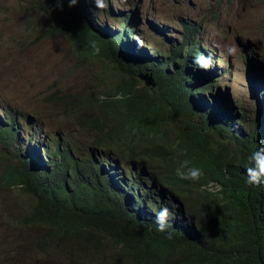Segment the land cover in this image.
Returning a JSON list of instances; mask_svg holds the SVG:
<instances>
[{
	"label": "trees",
	"instance_id": "trees-1",
	"mask_svg": "<svg viewBox=\"0 0 264 264\" xmlns=\"http://www.w3.org/2000/svg\"><path fill=\"white\" fill-rule=\"evenodd\" d=\"M39 9L46 35H62L79 61L102 65L109 90L79 102L76 96L56 100L67 120L97 133L85 149L65 143L39 115L24 118L3 109L0 145L7 161L0 185L20 188L17 197L29 201L20 216L5 212V219L42 227L40 252L54 246L69 264H264V196L246 182L245 171L257 138L237 133L246 124L237 109L200 106L206 94L212 96L211 73L176 65L184 66L182 46H172L170 63L139 52L129 39L134 15L116 14L123 28L117 33L100 29L85 12L61 13L56 0L41 1ZM93 39L102 46L99 56L90 54ZM148 73L155 89L138 80ZM186 158L205 167V180L175 177L174 168ZM118 170L127 182L117 178ZM206 181L226 195L204 190ZM182 203L192 212L184 218ZM165 205L173 213L171 239L155 225V213Z\"/></svg>",
	"mask_w": 264,
	"mask_h": 264
},
{
	"label": "rangeland",
	"instance_id": "rangeland-1",
	"mask_svg": "<svg viewBox=\"0 0 264 264\" xmlns=\"http://www.w3.org/2000/svg\"><path fill=\"white\" fill-rule=\"evenodd\" d=\"M39 1L44 0H0V118L3 109L24 118L39 115L53 130L63 134L65 143L85 149L97 133L85 131L67 120L65 107L56 100L76 96L75 101L79 102L107 92L109 89L100 75L102 65L79 61L61 36L42 37L38 32L43 25L42 16L35 10ZM61 11L85 12L98 19L100 29L117 33L123 28L119 27L116 13L127 17L133 14L136 27L131 32L134 35H129L131 43L139 52L167 63L171 62L168 58L172 46L189 45L183 40L184 24L200 27L194 43L217 60L214 68L217 72L231 73V77L218 76L222 82L219 88L215 87L214 97L228 99L235 108L239 103L248 113H253L256 108L251 94L257 90L264 104V75L260 77V69L252 73L250 62L245 65L247 57L264 65V0H108L106 9H97L92 0H78L74 7L67 3ZM30 21L34 27L27 30ZM229 46L236 48L235 54H227ZM200 106L213 107V103L203 97ZM23 123L21 128L26 133ZM240 131L237 133L247 137L252 126L246 123ZM19 134V146L25 148L26 139ZM230 134L234 133L230 131ZM5 153V147L0 145V166L6 164ZM115 173L118 179L127 182L121 171ZM19 191L17 187L0 185V264H69L54 246L49 247L48 254L40 252L36 238L44 231L42 227L15 226L5 219V212L9 217L20 216L28 209L29 201L18 198ZM183 203L178 212L183 209L179 217L184 218V214L192 212ZM193 205L198 209L196 203Z\"/></svg>",
	"mask_w": 264,
	"mask_h": 264
},
{
	"label": "clouds",
	"instance_id": "clouds-1",
	"mask_svg": "<svg viewBox=\"0 0 264 264\" xmlns=\"http://www.w3.org/2000/svg\"><path fill=\"white\" fill-rule=\"evenodd\" d=\"M63 2H64V0H56L57 8L59 9V11L61 13H68V12H62L61 11L63 9ZM77 2H78V0H67L69 7H74L77 4ZM92 2L97 9H106L108 7V0H92ZM40 6H41V2L39 1L35 10H37L38 15L42 16V13L39 9ZM41 22L43 23V25L38 30V32L41 33L43 38H49V37H53V36L63 37L60 34L46 35V30H48L49 27L46 24H44V18L43 17L41 19ZM54 23H55V20L53 19L51 21V25L53 26ZM187 25H188V27L185 28V36H184L183 40L184 39L189 40L191 38H193V39L188 41L189 45H185V44L181 45L183 47L182 55H183L184 66L179 61L175 62V64L176 65L179 64L182 67L186 66V67L190 68L191 70H193L194 72L211 73L210 76H213V78H215L213 80V81H215V87H218L220 85V82H222V79H218V76L221 74H225V75L231 77V73L229 70L217 72L214 69L216 67L217 60L212 59L211 55L208 52H206L200 45H196L194 43V38H196L198 36V32L200 31V27H195V26H192L190 24H187ZM33 27H34V23L32 21H30L27 30H30ZM119 27L121 28L120 24H119ZM132 35H134V34H132ZM175 43H177V42H175ZM193 43H194V46H191ZM181 46H179V47H181ZM88 48H89L90 54L92 56H99L101 54L102 46H101L100 42L95 40V39L88 41ZM235 51H236V48L233 46H229L226 49V52L228 55L235 54ZM142 53H144V52H142ZM144 54H147V53H144ZM76 57H77V55H76ZM249 62H250V66L252 69V73H254V71L257 72V69H260V77H261V74L264 75V65L263 64L259 63L255 58H252V60H249V57H247V59H245V65L248 66ZM141 76H143V75H141ZM138 80H139V78H138ZM141 83L144 86L143 82H141ZM215 87H214V90H215ZM144 88H146V87L144 86ZM146 89H153V88H146ZM214 90H213V92H214ZM213 92H212L211 97H209L207 94L205 95L210 99V102L213 103V101H216V103L227 104L231 108L237 109L240 112V114L244 116L243 118H244V120H246V123H248V126L249 127L252 126V131H251V133H249V135H252L253 137L257 138V148L248 157L250 166L247 167L245 170L246 175H247V181L246 182L249 185H252L253 188L255 189V192L259 196L262 197V196H264V104L262 103V100H261V99H263V96H260V94L257 90H254L252 92L251 96L253 98L256 111H254L253 113H248L246 111V109L244 107H242L239 103L237 104L238 108H235L233 105H231V102L228 99H226L225 101H223L222 99L218 100L216 97H214ZM120 98L121 97H119V96L115 97V99H120ZM213 107H214V103H213ZM251 117H253V121H249V119ZM240 132L242 133V131H240ZM249 135L247 137H249ZM173 171H174V175L176 178H178L180 180L192 181L194 183H198L202 180H205V178H206L205 177V167L202 164H198V163L194 162L193 160H190L187 158L180 160L177 163V166L174 168ZM148 184H150V183L146 182V185H148ZM202 187L204 188V190L211 191L213 193H218L215 196L216 198L219 196V194L221 192H224V194L226 195V192L224 191V189L221 187V185H219L217 183H214L211 181H206L202 185ZM140 190L142 191V189H140ZM220 197H221L220 200L224 201V196H220ZM179 207H180V205H179ZM172 216H173V213L171 212L170 207L166 206V205L160 207L155 213L156 230L160 233H165L168 239H171V234L168 232V229L170 227V222H171Z\"/></svg>",
	"mask_w": 264,
	"mask_h": 264
},
{
	"label": "water",
	"instance_id": "water-1",
	"mask_svg": "<svg viewBox=\"0 0 264 264\" xmlns=\"http://www.w3.org/2000/svg\"><path fill=\"white\" fill-rule=\"evenodd\" d=\"M138 78L141 82H143V84L146 88H153L154 89L156 87V84H155V81H154L152 74L149 73V74H146L143 76H139Z\"/></svg>",
	"mask_w": 264,
	"mask_h": 264
},
{
	"label": "bare ground",
	"instance_id": "bare-ground-1",
	"mask_svg": "<svg viewBox=\"0 0 264 264\" xmlns=\"http://www.w3.org/2000/svg\"><path fill=\"white\" fill-rule=\"evenodd\" d=\"M130 29V28H129ZM259 51H262V50H259ZM263 53V52H262ZM261 54V53H260ZM262 58V57H261ZM213 59V58H212ZM253 85V84H252ZM219 88V87H218ZM256 88V87H255ZM254 91V90H253ZM103 96V95H102ZM99 97V96H98ZM215 102L216 101H214V104H215ZM89 104V103H88ZM211 104V103H210ZM216 109V108H215ZM229 114V113H228ZM17 115V114H16ZM60 116V115H59ZM125 116V115H124ZM21 117V116H20ZM31 117V116H30ZM11 118H13V117H11ZM16 118V117H15ZM19 118V117H18ZM78 121H80V120H78ZM82 122H83V120H82ZM36 124V123H35ZM19 125V124H18ZM154 125V124H153ZM6 131V130H5ZM7 133V132H6ZM47 134V133H46ZM54 136V135H53ZM52 138V137H51ZM47 140V139H46ZM52 140V139H51ZM45 141V140H44ZM16 142V141H15ZM50 142H52V141H50ZM33 247V246H32ZM44 257H45V255H44ZM36 259V258H35ZM150 260V259H149ZM43 264V263H42ZM215 264V263H214Z\"/></svg>",
	"mask_w": 264,
	"mask_h": 264
}]
</instances>
